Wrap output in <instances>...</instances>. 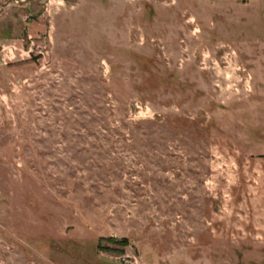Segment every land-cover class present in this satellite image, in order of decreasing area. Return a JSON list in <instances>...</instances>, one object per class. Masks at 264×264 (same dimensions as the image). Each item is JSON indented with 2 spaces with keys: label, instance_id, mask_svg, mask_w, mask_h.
I'll return each instance as SVG.
<instances>
[{
  "label": "rangeland",
  "instance_id": "rangeland-1",
  "mask_svg": "<svg viewBox=\"0 0 264 264\" xmlns=\"http://www.w3.org/2000/svg\"><path fill=\"white\" fill-rule=\"evenodd\" d=\"M0 264H264V0H0Z\"/></svg>",
  "mask_w": 264,
  "mask_h": 264
}]
</instances>
